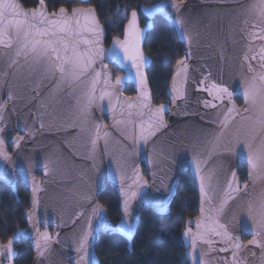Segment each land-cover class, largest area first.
I'll use <instances>...</instances> for the list:
<instances>
[{
	"label": "water",
	"instance_id": "1",
	"mask_svg": "<svg viewBox=\"0 0 264 264\" xmlns=\"http://www.w3.org/2000/svg\"><path fill=\"white\" fill-rule=\"evenodd\" d=\"M258 4L259 0H184L179 13L171 6V0L140 5L138 11L135 10V27L141 30L139 50L144 58L142 71L146 85L143 91L147 92V100L143 98L131 61L123 59V53L114 43V38L125 40V29L132 19L133 10L127 14L121 36L111 38L107 44L104 27L99 23L103 29L99 47L103 49L104 56L95 59L85 76L77 78L66 74V79L59 84L60 73L53 76L46 71L52 61L44 57L37 62L34 54L26 51L31 47L32 36L25 42L23 33L9 27L7 21L0 25L4 29L3 42L0 43V103L5 104L0 127L6 129L0 135L7 141L4 152L11 160L0 159V183L9 187L15 195V179L19 175L28 191L29 205L22 212L24 227L15 229L10 238L13 244L22 239L29 245L31 264H77L79 257L75 249L82 232L88 228L89 217L93 232L89 238V257L94 264H99L94 247L100 235H117L130 250L141 210L148 208L158 216L167 215L183 172L191 178L197 196L196 215L185 221L180 233L187 264H200L201 260L204 264H264V248L258 244H247L253 239V230L261 233L256 239L264 243V226L258 222L255 212L257 198L264 192V176L258 173L249 176L247 150L244 148L246 139L251 142L246 136V129L255 125L259 116L256 109L246 103L244 91L253 80L257 87H261L259 76L264 73L261 66L264 64L261 60L264 39L259 38L264 35V24L260 23L259 8L252 7ZM138 14L145 19L142 25ZM94 15L98 21L95 11ZM156 17L172 27L183 48L182 56L177 60L183 59L186 66L177 65V60L174 62L165 90L166 102L160 104L152 101L146 78L151 59L142 50L145 35L152 29V21ZM177 19L185 21V30L192 37L191 42L183 39ZM36 39L55 40L58 37ZM73 39L79 41L77 50L80 53H86L91 47L84 43L85 40H92L93 35L84 27L83 18L81 29ZM57 47L63 55V45L58 44ZM17 52L21 54L17 56ZM14 60L15 64L12 63ZM109 64L121 72L118 75L121 77L120 84L115 83L117 76L112 75ZM96 72L100 73L95 92L97 99L86 107L84 94ZM105 76L111 95L100 100L98 97L105 88ZM213 83L229 89L231 102L227 97L222 101L214 100L204 90ZM125 85L131 86L133 94L123 93ZM173 87L183 90V98H178L175 103L172 102L175 95ZM9 94L14 99L8 100ZM235 98L239 99V104L235 103ZM204 101H211L216 107H205ZM161 104L167 109L163 116L166 127L150 137L147 143L140 140L138 150L133 151V139L139 133V125L150 119L149 109L155 110ZM233 105L236 112L221 135L220 122ZM27 108L32 113L26 115ZM246 108L249 111H245ZM29 130L35 135L29 136ZM237 135L241 142L236 145L235 154L223 151ZM218 136L219 147L214 150L212 142ZM17 137H24L19 148L11 144ZM8 147L12 150L11 154L7 152ZM196 153L203 161L201 174L206 178L208 193L204 198L203 211L200 179L193 163ZM93 156L96 167H93V159L90 158ZM149 158L153 161L151 164ZM239 165L245 169L243 182L237 175ZM137 169L140 181H137ZM233 171L236 173L233 187L238 185L239 191L227 200L223 211L217 212L215 209L226 199L225 192ZM38 173L41 174L40 179L36 178ZM107 186L115 191L118 200L120 217L115 225L110 223L105 209L97 201L98 195ZM34 187L36 191H33ZM132 192L137 193L134 198L131 197ZM125 200L128 201L127 212ZM249 202L253 203L254 209L251 215ZM97 206L102 219L92 211ZM29 210L32 212L31 219ZM216 221L225 226L233 240L229 241L210 230L215 227V231H223L215 226ZM126 224L132 226L131 231L120 232L119 228ZM186 231L188 235H185ZM44 232L53 239L49 241L50 248L44 256H40L36 249L37 235ZM242 236L247 239L242 240ZM237 240L242 245L238 252L232 246ZM7 241L0 242V245ZM40 242L43 243V240ZM222 248L225 251H221ZM234 252H237L235 260ZM0 260L8 264L6 258L0 257Z\"/></svg>",
	"mask_w": 264,
	"mask_h": 264
},
{
	"label": "snow or ice",
	"instance_id": "2",
	"mask_svg": "<svg viewBox=\"0 0 264 264\" xmlns=\"http://www.w3.org/2000/svg\"><path fill=\"white\" fill-rule=\"evenodd\" d=\"M184 5V0H171V6L176 9L177 13H179ZM252 7L259 8V16L260 23L264 24V0H259L258 5H253ZM81 18L84 20V27L87 31L91 32L93 35L92 40H85V44L91 45L86 53H80L77 50L78 40L73 39L78 30L81 29ZM7 21L9 27H13L16 29L18 33L22 32L25 42L28 41L29 36H32L31 47L27 48V52L34 54L35 59L39 62L42 58L48 57L50 61L46 71L51 75L55 76L57 72L60 73V81L57 83H61L66 79V74L73 75L77 78L85 76L88 73V70L92 68V65L97 57H103L104 51L100 45L101 35L103 33L102 26L96 20L94 15L93 8H83V7H73L69 11L66 7H59L58 10H54L52 12H47L46 10V0H38V4L36 7L25 10L22 5L18 2V0H0V25H3L4 22ZM136 23V11H132V19L128 21V25L125 29V40L120 41L119 39L114 38L115 45L118 46L119 50L123 53V59L125 61H131L132 68L136 71V79L138 85L141 86L142 95L145 100L148 99V95L146 91H143L146 81L143 75V63L144 58L142 53L139 50V37H140V29L135 27ZM176 23L180 26L183 39L191 42L192 37L185 30V21L182 19H177ZM44 26V27H41ZM256 27V25H253ZM264 31V29H262ZM4 29L0 27V43L3 42ZM59 34H63V36H59ZM129 35H131L132 43L129 44ZM255 36V33L252 34ZM58 37V39H36V37ZM64 37H68L69 39H65ZM260 39H264V35L259 37ZM63 45V55H61V49L57 47V45ZM70 50V52H69ZM264 52V49L261 50ZM21 53L17 52L16 55L19 56ZM190 55V53H189ZM255 58V57H253ZM247 59V56L245 57ZM261 60H264V55L261 56ZM55 61H59V63H55ZM13 64L16 61H12ZM177 65L184 66V60H177ZM264 67V64L261 65ZM251 67H249V71H251ZM100 73L96 72L95 77H93L90 87L88 91L84 94L87 100L86 107L91 106L92 103L97 99L96 85L99 82ZM259 80L261 82V87H257L255 82L249 84L248 88L244 91V98L246 103H250L252 108L256 109L259 113L258 118L255 120V125L250 126L246 129V136L250 137L251 142L247 139L244 142V148L247 150V163L250 167L249 176L251 177L254 173H258L261 176H264V73L260 74ZM105 88L101 90L100 96L98 97L100 100H103L105 97H110L111 93L107 90L109 81L107 76H105ZM116 84L121 83V77L117 76L115 79ZM200 84H204V81L201 80ZM204 90L208 91L209 95L213 96L214 100H223L225 97L229 99L231 102L232 93L229 91L227 87L222 84L213 83L209 88H205ZM175 94L172 98V102L175 103L178 98H183V90H178L176 87L172 89ZM14 97L9 94L8 100H12ZM205 107H213L216 105L211 101H204ZM131 106V105H129ZM142 107H147V105H142ZM5 110V104L0 103V122H3V111ZM151 112V117L147 122H141L139 125V133L133 139L134 148L133 151L138 150V144L140 140H143L145 143L148 142L150 137L155 136V134L160 131L161 128L166 127L164 123V113L167 111L163 104L158 105L155 110L149 109ZM245 111H249L248 108ZM236 112L235 106L228 108L227 112L224 113V119L220 122L221 124V135L223 134V129L228 127L229 119L232 117V114ZM41 128L44 127L43 123L40 125ZM99 125H97V129H99ZM6 129L4 127H0V134L5 133ZM29 136L35 135V133L31 130L27 133ZM220 137H216L212 142V147L215 150L219 147L217 143ZM24 140V137H17L12 140L11 144L15 147H21V142ZM6 139L0 135V159L11 162L8 155L4 152V146L6 144ZM239 135H237L234 142L230 143L226 146L223 151L235 154L236 145L240 144ZM93 148H95V140L92 141ZM195 147V146H193ZM93 159V167H96L95 157H90ZM167 158V157H165ZM153 161L149 158V164ZM201 161L199 159V153L194 154L193 163L196 165V175L200 179V192H201V201H202V211H203V203L204 198L208 195L205 187V177L201 174ZM47 171V164L44 166ZM137 181H140L139 171L136 170ZM236 179V173L232 172V180L228 181V189L225 192L226 199L221 202L220 207L215 209L217 212H221L224 210L225 205L227 204V200L232 199L233 193L239 191V187L237 185L236 188L233 187V181ZM143 183H147L143 181ZM247 187V182L245 184ZM37 189L34 187L33 191ZM127 195V193H126ZM137 195L136 192L131 193V197L134 198ZM89 197H85L88 199ZM258 203L256 204L255 212L259 217V223L264 226V192L260 193L258 198ZM128 210V201L125 200V211ZM248 210L250 215L253 213V203L249 202ZM93 213L97 217H101L100 208L94 207L92 209ZM32 212L29 210V218L31 219ZM102 219V217H101ZM216 227L223 229L222 232L215 231V227L210 230L213 231L216 235H222L224 238L229 241L234 238L227 231L223 224H219L218 221L214 222ZM131 225L126 224L122 225L119 228V231L122 233H127L131 231ZM93 235L92 232V223L91 217H89V223L87 230L83 231L76 247V252L78 254L77 264H94L89 257V238ZM185 235H188V232H185ZM261 233L253 230V239L247 241L248 245L258 244L260 247L264 248V243L257 241L256 236H260ZM53 238L47 233H38L37 235V243L36 249L40 256H44L45 252L50 248L49 241ZM58 239V237H57ZM43 240V243L40 241ZM193 247L195 246V239H193ZM237 252L242 248L241 243L237 240L232 245ZM221 251H225V249H221ZM237 252L233 253V257L235 260ZM14 249H13V239L9 238L6 244L0 245V257L6 258L8 264H12L14 257ZM0 264H3V261L0 260ZM200 264H204L203 260L200 261ZM237 264H242V262H237Z\"/></svg>",
	"mask_w": 264,
	"mask_h": 264
},
{
	"label": "trees",
	"instance_id": "3",
	"mask_svg": "<svg viewBox=\"0 0 264 264\" xmlns=\"http://www.w3.org/2000/svg\"><path fill=\"white\" fill-rule=\"evenodd\" d=\"M24 8H33L37 0H18ZM147 0H46L48 11L59 7L68 10L78 6L94 8L99 23L105 30V44L111 38L120 37L127 14L131 10L138 11L140 5ZM139 23L145 19L138 14ZM142 50L151 63L146 70V78L154 104L166 102L165 90L174 62L182 56V45L177 41L172 27L160 18H154L152 29L146 33ZM112 74L117 68L109 64ZM123 93H133L130 85H125ZM239 104V99H234ZM142 171L143 167H142ZM237 174L244 179V169L238 167ZM18 201L8 188L0 184V242L5 243L15 229L24 227L22 210L27 209V194L17 187ZM99 204L105 209L108 220L113 225L120 217L118 200L115 191L107 186L97 197ZM197 211L195 187L187 172L179 176L178 185L170 206L169 213L158 216L150 209L143 208L139 223L131 241L130 250L126 242L117 235H100L94 247L99 264H187L180 233L186 220L193 218ZM242 240L247 238L242 236ZM15 257L13 264H31L32 252L29 245L19 239L13 244Z\"/></svg>",
	"mask_w": 264,
	"mask_h": 264
},
{
	"label": "flooded vegetation",
	"instance_id": "4",
	"mask_svg": "<svg viewBox=\"0 0 264 264\" xmlns=\"http://www.w3.org/2000/svg\"><path fill=\"white\" fill-rule=\"evenodd\" d=\"M114 77L115 76H118V75H121V72L119 71V73H117V74H112ZM133 94V93H132ZM131 95V94H130ZM28 112V113H27ZM29 113H32L28 108H27V110H26V115L27 114H29ZM106 120L104 119V122H105ZM18 133V132H17ZM18 135H20L19 133H18ZM7 152L9 153V154H11L12 153V150H11V148L10 147H8L7 148ZM238 167H242L243 169H244V167L242 166V165H239ZM238 169V168H237ZM244 174H245V169H244ZM238 175V174H237ZM239 177V176H238ZM36 178L37 179H40L41 178V174H36ZM240 179V178H239ZM179 181V180H178ZM240 181H245V176H244V179H240ZM1 184V183H0ZM1 185H3V184H1ZM4 186V185H3ZM6 187V186H5ZM17 187L18 188H22V189H24L25 190V192H26V194H27V208H28V205H29V194H28V191H27V189L25 188V186H24V184L22 183V181H21V178H20V176L19 175H17L16 176V179H15V195L13 194V192L11 191V189L9 188V187H6V188H8L9 190H10V192L12 193V195H13V197L15 198V200L16 201H18V197H17ZM24 210V209H23ZM23 210H22V212H23Z\"/></svg>",
	"mask_w": 264,
	"mask_h": 264
},
{
	"label": "rangeland",
	"instance_id": "5",
	"mask_svg": "<svg viewBox=\"0 0 264 264\" xmlns=\"http://www.w3.org/2000/svg\"><path fill=\"white\" fill-rule=\"evenodd\" d=\"M156 1H158V0H147V3L146 4H151V3H154Z\"/></svg>",
	"mask_w": 264,
	"mask_h": 264
}]
</instances>
